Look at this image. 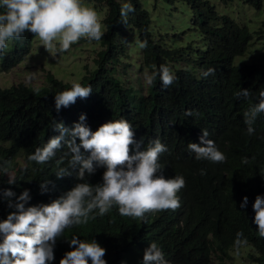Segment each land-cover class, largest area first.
I'll list each match as a JSON object with an SVG mask.
<instances>
[{"label": "trees", "instance_id": "obj_1", "mask_svg": "<svg viewBox=\"0 0 264 264\" xmlns=\"http://www.w3.org/2000/svg\"><path fill=\"white\" fill-rule=\"evenodd\" d=\"M104 4L106 12L102 22L107 25L105 35L96 52L95 68L86 71L78 82L91 85L93 92L85 100L67 109L55 110L54 96L71 87L46 75V85L41 86L39 100L32 113L25 115L11 129L4 131L7 111L14 100H26L37 88L19 87L0 92V157L8 159L19 148L28 150L37 136H42L44 128L53 114V128L56 122H63L69 129L86 115V124L92 131L111 120L121 117L132 123L135 139L139 142L159 138L168 151L160 158L165 173L183 175L187 186L182 190L181 207L158 218L148 219V223L119 216L114 209L103 218L91 221L86 227L73 228L65 233V239L72 236L81 239H95L107 250L108 264H139L148 244L156 242L164 251L169 264H225L230 260L229 251L233 247L236 233L243 231L248 246L253 250L250 258L257 264H264V239L257 234L253 223L255 213L252 204L255 197L264 195V114L256 119L258 131L247 134L244 112L251 106L244 98L235 94L250 83L253 78L264 76V67L256 64H239L235 74L232 60L241 55L251 43L264 41V21L257 30L249 32L245 25L237 24L231 17L219 14L208 0H179L190 10V29L199 36V43L191 45L164 44L155 41L149 28V14L140 0H90ZM172 4L175 0H164ZM226 4L232 0H219ZM242 4L259 10L262 0H239ZM130 2L136 11L130 13L124 27L117 22L120 8ZM33 36L26 33L23 40L11 44L7 54L0 56V69L20 63L29 52ZM148 41L146 49H140L134 63L139 69L150 74L160 65L169 66L178 80L168 89H162L157 77L153 85L147 86L145 93L125 85L115 75V64L122 56L128 55L138 46L137 41ZM129 43V48L125 44ZM185 65L176 69L178 62ZM111 64L108 68L107 65ZM209 68L214 75L203 76ZM194 69L198 70L195 74ZM198 76V77H196ZM247 105V106H246ZM244 106L246 108L242 109ZM187 110L196 114L186 116ZM17 115V114H14ZM206 129L208 139L215 141L219 150L227 156L226 163L212 164L196 160L188 149L189 143H199L201 130ZM57 135L58 132L53 131ZM79 142V141H77ZM244 158L248 163H242ZM67 166V162H66ZM206 174L201 175V170ZM54 165L47 168L48 177L55 184L49 186L48 194L62 189L69 191L78 181L74 176L57 180L53 177ZM93 185L101 183L100 174L89 178ZM30 184V182H28ZM6 185L1 178L0 187ZM248 197L246 209L239 207L243 197ZM45 198V197H44ZM32 196L30 205L46 203L45 199ZM6 202H0V215L8 214ZM68 244L61 240L55 250V264H59ZM215 255V257H212ZM226 264H231L226 263Z\"/></svg>", "mask_w": 264, "mask_h": 264}, {"label": "clouds", "instance_id": "obj_2", "mask_svg": "<svg viewBox=\"0 0 264 264\" xmlns=\"http://www.w3.org/2000/svg\"><path fill=\"white\" fill-rule=\"evenodd\" d=\"M135 11L132 3H124L120 8L122 23H127L129 14ZM260 24L261 22L258 27ZM106 29L107 25L102 22L100 13L89 6L87 0H0V56L7 54L11 44L23 40L26 33L37 37L45 51L55 58L69 52L82 39L89 43H100ZM137 44L140 49L148 47L147 40L137 41ZM126 45L129 48L128 42ZM244 52L237 56H242ZM127 54L121 58H129L131 54L137 60L140 57L135 48ZM120 60L114 65L115 70ZM137 60L128 62L127 65H135ZM181 63L179 68L185 65V61ZM244 63L255 64L244 61L233 63L232 60L234 74L241 68L239 64ZM18 64L5 71L0 69V72H8ZM108 65L110 68L111 64ZM256 66L264 67L261 64ZM153 69L150 74L145 69L146 88L153 85L157 77L162 89H168L178 80L167 65L162 64L158 69L153 65ZM193 72L198 74L197 69ZM121 73H125L123 68ZM214 74L213 68L203 72L205 78ZM115 75L120 78L118 73ZM52 76L56 78L53 74ZM33 78L34 73H29L26 82L31 83ZM67 84H71V87L54 96L58 114L62 108L71 107L78 99L89 98L93 92L90 84ZM19 87L32 88L23 82H16L0 87V92ZM40 87H33L37 89L26 100L12 102L7 111L4 131L32 113L34 106L42 104L37 95ZM251 95V107L243 114L249 136L258 131L256 119L264 114V76L260 80L253 78L235 94L237 99L244 98L247 102ZM195 114L193 110L185 112L186 116ZM53 123L51 112L42 136H37L28 150L19 148L8 159L0 157V182L1 178L6 181V185L0 187V202H6L7 208L11 210L7 215H0V264H55V250L61 240L71 250L63 254L59 264H108L105 259L107 250L95 239L72 236L67 240L64 238L65 233L73 228L86 227L91 221L105 217L114 209L121 217L148 223V219L158 218L170 211L175 212L181 207L179 193L186 188L187 182L183 175L164 172L165 166L160 158L168 149L159 138L148 144L143 140L138 142L132 123L122 117L100 125L95 131L86 124L84 114L80 115L79 121L71 129L65 127L62 121L56 122L54 128ZM201 133L199 143L188 144L195 159L212 164L226 163L227 156L219 150L215 141L208 139V131L204 129ZM19 151L28 154L27 159L32 165L28 179L17 189V196L11 190L18 182L10 160ZM248 162L247 158L242 160L244 164ZM50 164L54 165L53 177L57 180L74 176L78 182L67 192L62 189L48 194L50 185L55 188L54 182L48 177L47 168ZM96 174H100L102 182L93 185L89 178ZM205 174L202 169L201 175ZM32 196L45 197L46 203L29 206ZM247 206L248 197L245 196L239 207L246 209ZM252 210L255 213L253 223L257 234L264 239V195L258 194L255 197ZM248 243L244 232L238 231L233 242L236 254L239 255L240 249ZM139 264H169V261L165 258L163 249L156 242H151L144 249L143 259Z\"/></svg>", "mask_w": 264, "mask_h": 264}, {"label": "rangeland", "instance_id": "obj_3", "mask_svg": "<svg viewBox=\"0 0 264 264\" xmlns=\"http://www.w3.org/2000/svg\"><path fill=\"white\" fill-rule=\"evenodd\" d=\"M119 1V0H118ZM121 3L123 0H120ZM142 6L149 14V28L152 30V37L155 41L162 39L165 46L170 42H174L177 46L190 42L191 45L199 43L200 39L196 32L190 29V10L189 6L182 1L175 0L172 4H168L164 0H140ZM213 5L215 11L219 14H225L231 17L237 24L245 25L249 32L252 33L258 27L261 21H264V0L259 10H255L242 4L239 0H232L229 3L222 4L219 0H208ZM89 6L94 7L104 18L106 7L104 4H97L87 0ZM119 27H124L126 23H122L121 18L117 22ZM160 38V39H159ZM253 39V37H252ZM248 43V47L242 56L233 59V63L244 61L264 65V41H256ZM127 47V45H126ZM99 43H89L81 40L72 49L60 56L53 57L47 53L42 47L39 39L33 37L29 46V53L23 61L12 67L8 72H0V87L9 86L12 83L23 82L32 87L45 86L46 74L52 73L61 82L76 83L86 71H92L95 68L96 52L101 49ZM139 47L135 51L139 53ZM137 57L133 54L129 58H121L117 65L120 79L124 84L132 85L135 89L145 91L146 84L144 77L147 71L145 69L138 70L135 65H127L128 62L136 61ZM182 63L178 62L177 67ZM109 66V65H108ZM121 68L125 73H121ZM29 73H34L31 83L26 82ZM148 74V73H147ZM28 154L19 151L10 160L12 162V170L16 176L18 185L11 188L17 193L18 187H22L28 179L32 162L27 159ZM253 254V250L248 245L240 249L239 255L236 254L234 247L229 251L230 260H225L231 264H257L249 256ZM215 257V255H212ZM214 259L212 264H217Z\"/></svg>", "mask_w": 264, "mask_h": 264}]
</instances>
